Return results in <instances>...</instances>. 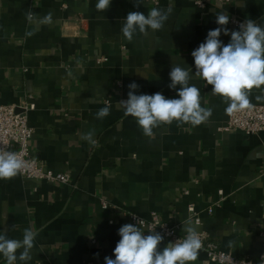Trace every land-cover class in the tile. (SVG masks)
<instances>
[{"label": "crops", "instance_id": "obj_1", "mask_svg": "<svg viewBox=\"0 0 264 264\" xmlns=\"http://www.w3.org/2000/svg\"><path fill=\"white\" fill-rule=\"evenodd\" d=\"M195 1L111 0L104 12L96 10L98 0H0V105L35 103L32 156L71 177L67 184L20 173L0 179V233L10 239H22L25 228L38 233L28 264H105L106 256L115 259L118 229L133 224L129 213L149 218L152 212L179 233L191 225L222 250L259 260L264 132L219 129L228 105L195 76L191 52L220 27L219 13L229 16V35L219 37L225 45L239 30L233 18L264 27V0L223 6L209 0L205 8ZM156 7L171 8L163 28L126 40L121 29L128 12ZM101 57L108 60L99 63ZM173 65L189 70V84L212 115L199 125L161 124L145 136L119 101L133 82L138 95L178 98L169 88ZM249 101L264 104V85L250 90ZM105 106L110 114L98 119ZM0 264H6L2 256ZM192 264L217 263L199 251Z\"/></svg>", "mask_w": 264, "mask_h": 264}, {"label": "clouds", "instance_id": "obj_2", "mask_svg": "<svg viewBox=\"0 0 264 264\" xmlns=\"http://www.w3.org/2000/svg\"><path fill=\"white\" fill-rule=\"evenodd\" d=\"M111 0H98L97 11H107ZM171 8H152L147 14L129 11L121 29L123 37L131 42L137 31L146 34L149 29L163 28ZM215 22L220 26L209 30L204 42L191 52L194 58L195 76L212 86V93L221 96L227 103L226 111L231 113L249 106V94L253 87L264 85V27L248 19L239 25V30L230 33L228 44L219 39L221 33L229 35L225 27L229 16L216 15ZM170 89L176 90L178 98H166L162 93L136 94L139 85H128V98L119 103L125 115L135 118L145 136H152L153 129L173 121L199 125L212 115L211 108L201 106L200 91L190 85V72L179 65H173L169 73ZM179 86V87H177ZM110 114L105 106L96 113L98 119ZM24 162L16 152L0 149V179H11L19 174ZM135 219V216H133ZM139 225V226H137ZM144 224H125L118 229L120 240L113 251L115 259L105 257V264H192L202 247L200 233L195 227L183 226L186 235L174 242L159 247L164 237L155 229ZM38 233L25 228L22 239H10L0 233V256L6 264H28L32 260V249Z\"/></svg>", "mask_w": 264, "mask_h": 264}, {"label": "built area", "instance_id": "obj_3", "mask_svg": "<svg viewBox=\"0 0 264 264\" xmlns=\"http://www.w3.org/2000/svg\"><path fill=\"white\" fill-rule=\"evenodd\" d=\"M152 1L154 4L158 0ZM234 0H216L218 6L229 4ZM196 5L205 8L209 4V0H196ZM82 21V20H81ZM231 22L239 26L244 21L231 19ZM108 58L101 57L98 62H105ZM117 87L121 88L122 83L118 82ZM126 100V99H123ZM35 109V103L24 102L22 105L1 104L0 105V149L5 151L16 152L20 159L24 162V167L19 172L27 178L43 180L50 183L67 184L71 177L65 172H54L45 168L43 163L32 156L30 150V142L34 135V129L30 125V112ZM221 131H243L246 134H260L264 132V104L251 103L248 107L235 110L229 113L228 120L224 126L219 127ZM223 194V191H219ZM105 208L109 207L107 201H102ZM212 207L208 211L212 212ZM189 211L193 214L196 222L200 218L195 214L193 205L189 206ZM133 224H137L139 220L144 224V228L155 229L168 242H174L178 238H183L186 233H179L177 227L163 220L157 212H152L149 218L142 217L135 213H129ZM135 216V219L133 218ZM139 226V225H138ZM202 240V247L199 251H203L211 262L217 264H264V228L261 232L263 237L262 252L259 260H254L248 257H237L231 252L222 250L219 243L215 241L208 233L199 232Z\"/></svg>", "mask_w": 264, "mask_h": 264}]
</instances>
